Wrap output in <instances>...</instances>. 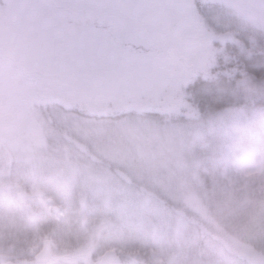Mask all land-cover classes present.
Wrapping results in <instances>:
<instances>
[{
    "label": "rangeland",
    "instance_id": "1",
    "mask_svg": "<svg viewBox=\"0 0 264 264\" xmlns=\"http://www.w3.org/2000/svg\"><path fill=\"white\" fill-rule=\"evenodd\" d=\"M79 1L0 0V264H264V80L188 102L264 0Z\"/></svg>",
    "mask_w": 264,
    "mask_h": 264
},
{
    "label": "trees",
    "instance_id": "2",
    "mask_svg": "<svg viewBox=\"0 0 264 264\" xmlns=\"http://www.w3.org/2000/svg\"><path fill=\"white\" fill-rule=\"evenodd\" d=\"M82 3L77 0V4L82 5ZM210 3L214 2L210 1ZM77 30L85 33L102 31V29L95 28L86 20L78 23ZM229 36L224 37L225 44L222 51L214 55L210 78H203L201 73L195 74L193 83L188 89L189 106L191 105L193 110H197L200 115L199 119L207 118L213 110L237 106L232 102V97L219 93L217 91L218 87L232 84L237 79L244 77L251 78L256 82L264 80V39L246 37L240 31ZM161 38L163 39V37ZM172 40L174 41V39ZM171 49L170 47L169 51ZM243 176L240 175L244 178ZM222 177L230 181L232 174Z\"/></svg>",
    "mask_w": 264,
    "mask_h": 264
},
{
    "label": "water",
    "instance_id": "3",
    "mask_svg": "<svg viewBox=\"0 0 264 264\" xmlns=\"http://www.w3.org/2000/svg\"><path fill=\"white\" fill-rule=\"evenodd\" d=\"M19 196L24 197L25 194L21 193ZM50 258H51V245L49 242H45L41 253L36 256L35 260L38 263H46L50 260ZM102 261L103 264H119L118 256L116 255V253L112 251L107 252L103 257ZM8 264H14V263H8Z\"/></svg>",
    "mask_w": 264,
    "mask_h": 264
}]
</instances>
